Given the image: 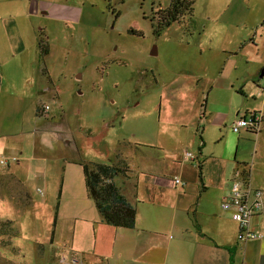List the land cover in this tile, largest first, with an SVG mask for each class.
<instances>
[{"label": "rangeland", "instance_id": "obj_1", "mask_svg": "<svg viewBox=\"0 0 264 264\" xmlns=\"http://www.w3.org/2000/svg\"><path fill=\"white\" fill-rule=\"evenodd\" d=\"M170 2L33 0L35 18L23 5L0 23V156L19 159L0 166V221L16 231L0 234V264H56L54 242L68 243L78 209H95L79 162L113 165L118 148L194 193L202 163L210 206L247 164L264 207V117L256 134L231 129L264 115V0H195L191 21L157 36L151 20ZM40 28L50 81L36 67Z\"/></svg>", "mask_w": 264, "mask_h": 264}, {"label": "crops", "instance_id": "obj_2", "mask_svg": "<svg viewBox=\"0 0 264 264\" xmlns=\"http://www.w3.org/2000/svg\"><path fill=\"white\" fill-rule=\"evenodd\" d=\"M32 3L33 0H25V4L20 0H0V23L11 18V13L23 5L27 6L28 15L35 18ZM5 30L0 25V37H5ZM36 49L38 60L37 34ZM37 60L36 67L40 70ZM127 164V176H116L114 182L136 209L135 226L122 228L105 223L96 206L95 211L78 209L75 229L68 243L54 242L59 254H79L93 264H264L262 202L260 211L251 220V228L263 236L241 242L237 223L221 208L227 191L219 196L221 199L216 205L205 202L203 166L202 186L194 193L187 189L188 182L178 174L174 176L184 181L181 186L174 184V176L151 172L144 165L131 166L128 161ZM247 166L249 183L256 188L251 168ZM240 169L243 171V167ZM167 189H174L176 194L167 195Z\"/></svg>", "mask_w": 264, "mask_h": 264}, {"label": "trees", "instance_id": "obj_3", "mask_svg": "<svg viewBox=\"0 0 264 264\" xmlns=\"http://www.w3.org/2000/svg\"><path fill=\"white\" fill-rule=\"evenodd\" d=\"M194 1L195 0H171L169 6L163 9L155 20H151L154 34L157 36L160 35L161 32L173 22H181L184 18H188L191 21L193 18ZM37 48L38 67L40 68L41 73L50 81L47 68L44 65V57L49 53V43L47 40V34L43 28L39 29L37 32ZM262 70L264 71V67L260 71ZM38 108L39 107H36L37 111ZM202 110H205V102L202 104ZM248 114L250 113H246V115ZM255 124H257V122H255ZM258 131L259 128L257 129L253 126L248 132L256 134ZM200 149H202V147ZM122 153L121 149H116V162L113 165L94 161H82L79 162V165L82 169L86 193L88 197L94 201L103 221L115 227L133 228L136 222V209L126 199L124 194L120 191V188L114 182L116 176H127L129 171L126 159L120 157V154ZM241 166L243 167V172L249 181L247 164ZM199 178L202 179V163H200L199 166ZM60 197L61 190L58 192L53 227H55L57 221ZM7 229L15 231L12 221L10 219L0 221V234L3 235L8 233ZM53 233L54 230L52 231V234Z\"/></svg>", "mask_w": 264, "mask_h": 264}, {"label": "built area", "instance_id": "obj_4", "mask_svg": "<svg viewBox=\"0 0 264 264\" xmlns=\"http://www.w3.org/2000/svg\"><path fill=\"white\" fill-rule=\"evenodd\" d=\"M264 89V83H263ZM42 112L49 111V105L45 104L41 106ZM263 116L260 112H251L248 115H243L237 122L233 123L231 129L233 132L239 133L242 129L247 132L255 128H259ZM257 122V124H255ZM259 123V124H258ZM185 158L195 157L186 153ZM16 156H0V166H5L12 162L18 161ZM175 185H183L179 177H173ZM261 197L262 190L254 188L250 185L245 173L243 171H237L231 179L230 193L224 197L221 201V208L227 211L233 221L237 223L238 227V239L241 242L256 240L263 235L254 231L251 228L252 218L261 209ZM56 264H93L91 261L79 254H60L57 258Z\"/></svg>", "mask_w": 264, "mask_h": 264}, {"label": "water", "instance_id": "obj_5", "mask_svg": "<svg viewBox=\"0 0 264 264\" xmlns=\"http://www.w3.org/2000/svg\"><path fill=\"white\" fill-rule=\"evenodd\" d=\"M264 75V71L262 70L261 73L259 74V78H262Z\"/></svg>", "mask_w": 264, "mask_h": 264}, {"label": "flooded vegetation", "instance_id": "obj_6", "mask_svg": "<svg viewBox=\"0 0 264 264\" xmlns=\"http://www.w3.org/2000/svg\"><path fill=\"white\" fill-rule=\"evenodd\" d=\"M261 72V71H260Z\"/></svg>", "mask_w": 264, "mask_h": 264}]
</instances>
